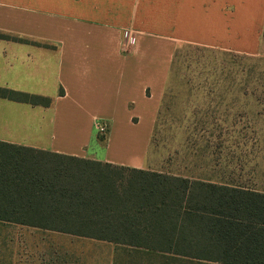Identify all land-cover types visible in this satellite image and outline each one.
<instances>
[{
  "label": "crops",
  "instance_id": "obj_1",
  "mask_svg": "<svg viewBox=\"0 0 264 264\" xmlns=\"http://www.w3.org/2000/svg\"><path fill=\"white\" fill-rule=\"evenodd\" d=\"M263 26L264 0H0V87L51 98L0 96V141L154 170L148 153L177 47L252 52ZM98 123L109 124L105 142Z\"/></svg>",
  "mask_w": 264,
  "mask_h": 264
},
{
  "label": "trees",
  "instance_id": "obj_2",
  "mask_svg": "<svg viewBox=\"0 0 264 264\" xmlns=\"http://www.w3.org/2000/svg\"><path fill=\"white\" fill-rule=\"evenodd\" d=\"M0 96L51 102L4 87ZM0 223L108 241L175 261L264 264L262 191L2 141Z\"/></svg>",
  "mask_w": 264,
  "mask_h": 264
},
{
  "label": "rangeland",
  "instance_id": "obj_3",
  "mask_svg": "<svg viewBox=\"0 0 264 264\" xmlns=\"http://www.w3.org/2000/svg\"><path fill=\"white\" fill-rule=\"evenodd\" d=\"M254 38L252 52L177 47L148 153L154 170L264 192V26ZM108 132L105 124L96 137L105 142ZM0 264L205 263L0 223Z\"/></svg>",
  "mask_w": 264,
  "mask_h": 264
},
{
  "label": "built area",
  "instance_id": "obj_4",
  "mask_svg": "<svg viewBox=\"0 0 264 264\" xmlns=\"http://www.w3.org/2000/svg\"><path fill=\"white\" fill-rule=\"evenodd\" d=\"M97 128L99 129V130H102V129H104V124H97Z\"/></svg>",
  "mask_w": 264,
  "mask_h": 264
}]
</instances>
